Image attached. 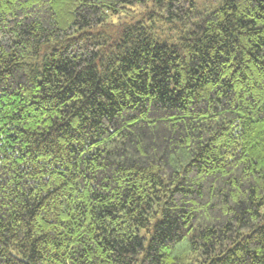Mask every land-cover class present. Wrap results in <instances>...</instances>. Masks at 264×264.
Masks as SVG:
<instances>
[{
    "label": "trees",
    "instance_id": "obj_1",
    "mask_svg": "<svg viewBox=\"0 0 264 264\" xmlns=\"http://www.w3.org/2000/svg\"><path fill=\"white\" fill-rule=\"evenodd\" d=\"M208 1L0 0V264H264V0Z\"/></svg>",
    "mask_w": 264,
    "mask_h": 264
},
{
    "label": "rangeland",
    "instance_id": "obj_2",
    "mask_svg": "<svg viewBox=\"0 0 264 264\" xmlns=\"http://www.w3.org/2000/svg\"><path fill=\"white\" fill-rule=\"evenodd\" d=\"M216 3V2H215ZM212 5L211 3H209L208 0H205V2L200 3V6L203 5ZM214 4V3H213ZM155 30L158 32V34L163 37L164 39L168 40V41H173L175 40L176 36H178V32L175 29H171L172 26L168 23H163L162 21H160L159 19H157L155 21Z\"/></svg>",
    "mask_w": 264,
    "mask_h": 264
}]
</instances>
